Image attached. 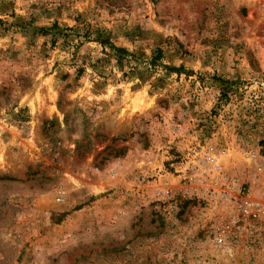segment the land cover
<instances>
[{"label": "rangeland", "instance_id": "obj_1", "mask_svg": "<svg viewBox=\"0 0 264 264\" xmlns=\"http://www.w3.org/2000/svg\"><path fill=\"white\" fill-rule=\"evenodd\" d=\"M0 22V264H264V222L216 248L212 174L264 157V0H0Z\"/></svg>", "mask_w": 264, "mask_h": 264}, {"label": "built area", "instance_id": "obj_2", "mask_svg": "<svg viewBox=\"0 0 264 264\" xmlns=\"http://www.w3.org/2000/svg\"><path fill=\"white\" fill-rule=\"evenodd\" d=\"M225 155L224 150L210 148L206 163L211 167ZM243 159L246 169L241 175H229L224 170L225 159L212 172L218 185L216 194L213 195L214 202L222 220L221 230L215 236L214 244L223 255L231 254L234 231L242 233L250 226L264 222V157L255 152H247Z\"/></svg>", "mask_w": 264, "mask_h": 264}, {"label": "trees", "instance_id": "obj_3", "mask_svg": "<svg viewBox=\"0 0 264 264\" xmlns=\"http://www.w3.org/2000/svg\"><path fill=\"white\" fill-rule=\"evenodd\" d=\"M108 47L111 51L114 52V56L116 57L117 62L119 64L125 63V64L129 65L131 60L135 59L134 56L129 54L125 49L116 48L112 45H109ZM128 58H131V59H128Z\"/></svg>", "mask_w": 264, "mask_h": 264}]
</instances>
